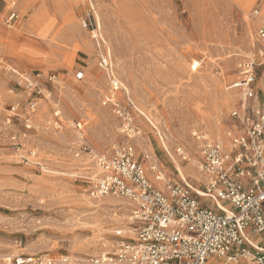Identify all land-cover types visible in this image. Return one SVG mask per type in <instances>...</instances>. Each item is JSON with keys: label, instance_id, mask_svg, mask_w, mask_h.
<instances>
[{"label": "rangeland", "instance_id": "obj_1", "mask_svg": "<svg viewBox=\"0 0 264 264\" xmlns=\"http://www.w3.org/2000/svg\"><path fill=\"white\" fill-rule=\"evenodd\" d=\"M11 11L19 20L9 24ZM89 20L102 50L83 27ZM260 21L264 0H0V58L32 81L0 68V264H62L63 257V264H91L134 239L129 201L89 195L96 159L130 144L152 179V165L176 183L184 180L177 164L199 174L202 144L193 134L229 146L228 133L238 131L230 114L240 100L232 87L242 78L239 64L255 62L253 103L264 109ZM104 50L123 85L116 101L132 105L129 127L103 104ZM193 177L186 181L200 188L204 177Z\"/></svg>", "mask_w": 264, "mask_h": 264}, {"label": "built area", "instance_id": "obj_2", "mask_svg": "<svg viewBox=\"0 0 264 264\" xmlns=\"http://www.w3.org/2000/svg\"><path fill=\"white\" fill-rule=\"evenodd\" d=\"M259 10L253 11L258 17ZM19 20L11 11L7 22ZM92 40L102 50L106 44L91 20L83 23ZM264 64V22L257 29ZM0 58V68L19 75L29 86L32 81ZM255 62L239 64L242 75L233 88L239 90L237 110L230 114L239 123L237 133H228L230 145L210 140L195 132L201 155L197 165L205 181L198 189L182 180L176 183L165 178L158 166L152 165L154 180L145 170L130 144L118 147L111 156L96 159L99 174L93 181L89 195L94 200L115 196L129 201V225L135 238L121 242L113 251L90 260L91 264H264V109L255 105L254 84L257 80ZM98 67L109 81L110 91L104 105H111L122 121L131 126V104L122 105L116 93L122 82L115 75L109 52H101ZM84 79V73L76 75ZM56 79L55 76L51 80ZM234 126V125H233ZM16 139V137H14ZM89 155L93 158L91 151ZM184 162L190 156L182 148L176 150ZM147 158H149L147 156ZM122 230L117 231L118 237ZM60 263H68L63 257ZM43 258H29L17 264H55Z\"/></svg>", "mask_w": 264, "mask_h": 264}, {"label": "bare ground", "instance_id": "obj_3", "mask_svg": "<svg viewBox=\"0 0 264 264\" xmlns=\"http://www.w3.org/2000/svg\"><path fill=\"white\" fill-rule=\"evenodd\" d=\"M260 16V15H259ZM259 16L258 17H255V18H257V19H259ZM261 22V21H260ZM264 22V21H263ZM77 32H79V30L77 31ZM78 36H80V34L79 33H72L71 34V40L74 42V43H76L77 45H83V46H87V44H82L77 38H78ZM78 47V46H77ZM78 48H80V47H78ZM78 50H80V49H78ZM224 103L225 104H229V102H230V95H225L224 96ZM138 135H139V133H138ZM161 143H162V145L164 146V149L169 153V149H168V147H167V144H166V142H165V140H164V138L163 137H161ZM190 145H191V147H193V144L190 142ZM230 145V144H229ZM194 148V147H193ZM194 150H195V148H194ZM172 156V158H173V155H171ZM198 162H199V159H198ZM146 164H147V162H146ZM145 164V165H146ZM195 165V164H194ZM197 165H198V163H197ZM192 166H190V167H186V168H182L179 164H177V171H178V173H179V175H180V177L182 178V179H184L185 181L187 180V176H194L193 178H195L196 180H198L199 182H201L202 180H203V177L202 176H200V175H202L201 173H196V172H194V170L191 168ZM194 167V166H193ZM99 170V169H98ZM149 171V170H148ZM165 176V175H164ZM152 178V177H151ZM165 178L167 179V177L165 176ZM205 179V178H204ZM158 186H160V187H162V185L161 184H159V183H157L154 179H152ZM196 190L198 191V193L201 195V196H203L204 195V192L202 191V190H200V189H197L196 188Z\"/></svg>", "mask_w": 264, "mask_h": 264}]
</instances>
